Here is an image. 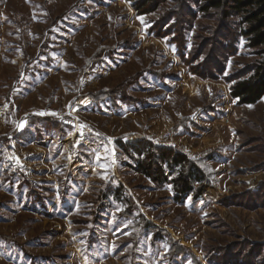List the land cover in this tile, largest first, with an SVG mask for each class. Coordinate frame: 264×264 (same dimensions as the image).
I'll return each mask as SVG.
<instances>
[{
  "label": "rangeland",
  "instance_id": "1",
  "mask_svg": "<svg viewBox=\"0 0 264 264\" xmlns=\"http://www.w3.org/2000/svg\"><path fill=\"white\" fill-rule=\"evenodd\" d=\"M144 1L0 0V264H264V98L230 95L257 49L223 48L236 17ZM117 139L205 181L178 201Z\"/></svg>",
  "mask_w": 264,
  "mask_h": 264
},
{
  "label": "trees",
  "instance_id": "2",
  "mask_svg": "<svg viewBox=\"0 0 264 264\" xmlns=\"http://www.w3.org/2000/svg\"><path fill=\"white\" fill-rule=\"evenodd\" d=\"M197 2V12L207 13L216 10L220 15L222 22L227 21L229 17H236V28L228 30L232 42L231 47L225 46L227 53H231L233 47L238 48L241 38H245L249 48L257 49L259 59L252 67L251 74L244 79L237 80L230 87V95L237 99L240 104H253L264 98V0H193ZM149 0H145L143 5L135 6L136 10L143 9ZM223 28L225 26H222ZM176 31L177 28L173 27ZM178 31V30H177ZM173 33V32H172ZM173 41L177 47L176 33H173ZM234 44V45H233ZM181 57L186 59L189 54L182 46ZM235 50V49H234ZM118 148L124 151H130L137 155L136 163L140 172L149 178L160 183L167 181L166 172L163 165L170 167V173L174 177L170 178V183L175 191V198L182 201L192 192L194 184L205 181L204 173L200 167L185 155L178 153L171 148L156 146L155 144H146L142 140L123 141L115 140Z\"/></svg>",
  "mask_w": 264,
  "mask_h": 264
}]
</instances>
